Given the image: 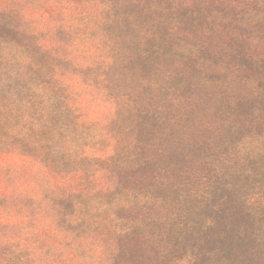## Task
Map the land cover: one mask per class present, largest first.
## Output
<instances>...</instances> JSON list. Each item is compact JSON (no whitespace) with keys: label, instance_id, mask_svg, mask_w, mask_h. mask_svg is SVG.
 I'll return each mask as SVG.
<instances>
[{"label":"rangeland","instance_id":"374dc122","mask_svg":"<svg viewBox=\"0 0 264 264\" xmlns=\"http://www.w3.org/2000/svg\"><path fill=\"white\" fill-rule=\"evenodd\" d=\"M0 264H264L261 0H0Z\"/></svg>","mask_w":264,"mask_h":264},{"label":"trees","instance_id":"16d2710c","mask_svg":"<svg viewBox=\"0 0 264 264\" xmlns=\"http://www.w3.org/2000/svg\"><path fill=\"white\" fill-rule=\"evenodd\" d=\"M166 10L169 11L171 10L170 7H167ZM156 22L154 20V24H152L151 27H147V25L145 26V28H143L142 32H143V37L141 39L142 43H143V47H144V53L145 55L149 52V49H154L156 50L155 52L157 51H162V47L163 45L166 43V42H176L177 46L181 43H183L182 40H180L179 42L178 41H175L176 39V36H175V33L173 32L174 28L173 27H169L168 25H165L166 22V18L164 17H159V16H156ZM179 40V39H178ZM187 49V47H186ZM154 52V53H155ZM180 54L181 58L184 59V58H188V54L189 52L187 53L186 50H184V47L183 46H179L178 47V51H177V54ZM194 54L190 53V57H193ZM64 106H63V110H64ZM218 179V178H217Z\"/></svg>","mask_w":264,"mask_h":264},{"label":"clouds","instance_id":"9594fccd","mask_svg":"<svg viewBox=\"0 0 264 264\" xmlns=\"http://www.w3.org/2000/svg\"><path fill=\"white\" fill-rule=\"evenodd\" d=\"M261 4L262 6H264V0H261ZM253 42L255 43V41ZM6 243H7V240H6ZM96 250H97V255H99L101 251V246L99 244L96 245ZM16 251H19V249H16Z\"/></svg>","mask_w":264,"mask_h":264}]
</instances>
